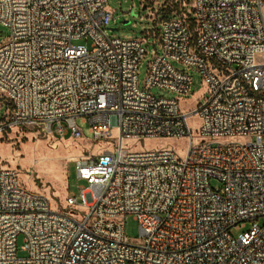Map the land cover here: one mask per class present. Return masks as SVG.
Instances as JSON below:
<instances>
[{
  "label": "built area",
  "instance_id": "built-area-1",
  "mask_svg": "<svg viewBox=\"0 0 264 264\" xmlns=\"http://www.w3.org/2000/svg\"><path fill=\"white\" fill-rule=\"evenodd\" d=\"M154 13L145 37L121 39L108 35V0H0V134L83 138L79 118L106 144L74 162L72 212L0 163V264H264V0H162ZM190 68L206 96L184 111ZM145 138L184 140L185 153L124 145Z\"/></svg>",
  "mask_w": 264,
  "mask_h": 264
},
{
  "label": "rangeland",
  "instance_id": "rangeland-1",
  "mask_svg": "<svg viewBox=\"0 0 264 264\" xmlns=\"http://www.w3.org/2000/svg\"><path fill=\"white\" fill-rule=\"evenodd\" d=\"M162 0H154L152 5L142 9L141 0H108V8L113 14V21L109 25L108 35L121 39H133L145 37V31L151 30L154 26L156 14ZM134 5V8H132ZM132 8V9H131ZM124 21L126 23H124ZM111 28H116L112 30ZM6 29L0 25V42L6 35ZM80 42H85L83 39ZM88 44V42H86ZM146 54L138 69V84L143 86L147 74L148 62L154 56L153 50L158 47L157 42L150 37L143 43ZM175 68H183L178 62L171 61ZM234 67V66H232ZM191 69L193 82L190 95L181 100V108L186 111L197 101L201 102L206 96V90L200 76ZM151 92L155 95L172 97L175 94L165 89L153 87ZM8 109L4 99L0 96V120ZM77 126L82 130L83 138H71L70 136L61 139L46 136L35 131L33 128H13L0 134V163L3 166L16 171L18 181L24 188L45 194L49 197L52 208L59 206L69 212L75 207L65 204L68 194H78V187L84 184L79 180L74 168V162L88 156H94L106 146L104 142L90 139L88 124L76 119ZM199 119L193 117L190 120L192 133L195 135ZM115 132L113 131V136ZM126 148L135 151L155 150L157 148H169L175 150L178 156L183 157L186 142L178 138H145L143 142L126 140ZM72 146V147H71ZM56 149V150H55ZM211 186H217L211 181ZM67 206V207H66ZM75 214V210L73 211ZM124 232L129 241L139 240V224L132 215L127 214L123 219ZM231 234L236 236L238 231L231 229ZM18 255L25 253L20 249L22 236L16 240Z\"/></svg>",
  "mask_w": 264,
  "mask_h": 264
},
{
  "label": "water",
  "instance_id": "water-1",
  "mask_svg": "<svg viewBox=\"0 0 264 264\" xmlns=\"http://www.w3.org/2000/svg\"><path fill=\"white\" fill-rule=\"evenodd\" d=\"M144 9V8H143ZM124 23H126L125 21H124ZM112 30H115L116 28H111Z\"/></svg>",
  "mask_w": 264,
  "mask_h": 264
},
{
  "label": "bare ground",
  "instance_id": "bare-ground-1",
  "mask_svg": "<svg viewBox=\"0 0 264 264\" xmlns=\"http://www.w3.org/2000/svg\"><path fill=\"white\" fill-rule=\"evenodd\" d=\"M72 147V146H71ZM56 150V149H55Z\"/></svg>",
  "mask_w": 264,
  "mask_h": 264
}]
</instances>
